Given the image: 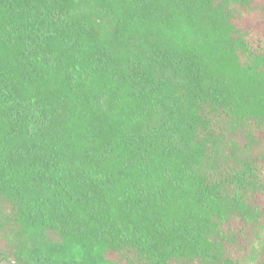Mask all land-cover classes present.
Wrapping results in <instances>:
<instances>
[{"label":"trees","instance_id":"16d2710c","mask_svg":"<svg viewBox=\"0 0 264 264\" xmlns=\"http://www.w3.org/2000/svg\"><path fill=\"white\" fill-rule=\"evenodd\" d=\"M264 264V0H0V264Z\"/></svg>","mask_w":264,"mask_h":264},{"label":"water","instance_id":"95a60500","mask_svg":"<svg viewBox=\"0 0 264 264\" xmlns=\"http://www.w3.org/2000/svg\"><path fill=\"white\" fill-rule=\"evenodd\" d=\"M8 263H18V264H24L22 261H8Z\"/></svg>","mask_w":264,"mask_h":264}]
</instances>
